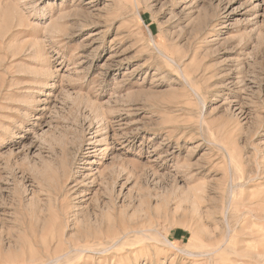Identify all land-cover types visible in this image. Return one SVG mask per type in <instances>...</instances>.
<instances>
[{
    "label": "rangeland",
    "instance_id": "rangeland-1",
    "mask_svg": "<svg viewBox=\"0 0 264 264\" xmlns=\"http://www.w3.org/2000/svg\"><path fill=\"white\" fill-rule=\"evenodd\" d=\"M0 264H264V0H0Z\"/></svg>",
    "mask_w": 264,
    "mask_h": 264
},
{
    "label": "bare ground",
    "instance_id": "bare-ground-1",
    "mask_svg": "<svg viewBox=\"0 0 264 264\" xmlns=\"http://www.w3.org/2000/svg\"><path fill=\"white\" fill-rule=\"evenodd\" d=\"M93 153V152H92Z\"/></svg>",
    "mask_w": 264,
    "mask_h": 264
}]
</instances>
